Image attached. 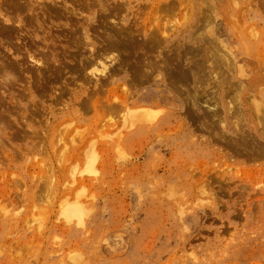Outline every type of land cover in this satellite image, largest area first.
<instances>
[{
	"label": "rangeland",
	"instance_id": "rangeland-1",
	"mask_svg": "<svg viewBox=\"0 0 264 264\" xmlns=\"http://www.w3.org/2000/svg\"><path fill=\"white\" fill-rule=\"evenodd\" d=\"M0 264H264V0H0Z\"/></svg>",
	"mask_w": 264,
	"mask_h": 264
},
{
	"label": "bare ground",
	"instance_id": "bare-ground-1",
	"mask_svg": "<svg viewBox=\"0 0 264 264\" xmlns=\"http://www.w3.org/2000/svg\"><path fill=\"white\" fill-rule=\"evenodd\" d=\"M151 31V30H150ZM151 34V33H150ZM131 37H133V36H131ZM131 37H130V39H131ZM135 38V37H134ZM167 41V40H166ZM130 42V41H129ZM206 42L208 43L209 42V39L208 38H206ZM124 44V43H123ZM111 46V45H110ZM120 46V45H119ZM117 49V48H116ZM136 51V50H135ZM100 57V56H99ZM187 58V57H186ZM173 59H175V58H173ZM177 61V60H176ZM178 63V62H177ZM188 66V65H187ZM126 67V66H125ZM137 67V66H136ZM179 68H180V66H178ZM168 68H170V67H168ZM185 68V67H184ZM90 69V68H89ZM183 71V70H182ZM139 72V71H138ZM135 73V72H134ZM90 74V73H89ZM147 74V73H146ZM183 74V73H182ZM130 75V74H129ZM142 76V75H141ZM137 77V76H136ZM143 77V76H142ZM5 78V77H4ZM131 79V78H130ZM136 83V82H135ZM111 92V91H110ZM107 97V96H106ZM107 99V98H106ZM114 99V98H113ZM115 100V99H114ZM114 102V101H113ZM105 103V102H104ZM116 102H114V104H115ZM107 104V103H106ZM113 104V103H112ZM113 104V107H116L117 105L115 104L114 105ZM110 105V104H109ZM112 107V105L110 106V108ZM112 107V108H113ZM145 108V107H144ZM139 109V108H138ZM147 109V108H146ZM146 109H144V110H146ZM149 110V109H148ZM137 111H139V110H137ZM140 111H143V109L142 110H140ZM140 111H139V113H138V115H140V117H139V119H142V120H144V121H146V120H148V119H146V117L147 116H150V115H153L152 114V111L149 113V111L147 112V111H143V112H141L140 113ZM133 113V112H132ZM132 113H130V114H132ZM133 115V114H132ZM137 114H136V111H135V116H136ZM138 117V116H137ZM146 119V120H145ZM76 205V204H75ZM78 205V204H77ZM76 205V206H77ZM79 206V205H78ZM78 208V207H77ZM75 206L73 207V206H71V207H69V209L67 210V214H68V216H72V217H74V216H81V213H80V210L79 209H77Z\"/></svg>",
	"mask_w": 264,
	"mask_h": 264
}]
</instances>
